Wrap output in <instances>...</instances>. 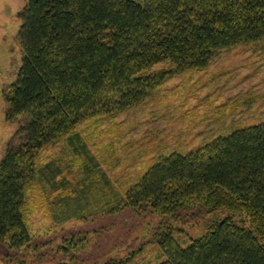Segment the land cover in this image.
Masks as SVG:
<instances>
[{
	"label": "trees",
	"instance_id": "obj_1",
	"mask_svg": "<svg viewBox=\"0 0 264 264\" xmlns=\"http://www.w3.org/2000/svg\"><path fill=\"white\" fill-rule=\"evenodd\" d=\"M19 17L22 62L4 94L18 129L0 161V241H31L26 211L40 188L59 192L60 222L142 205L162 215L197 204L226 210L186 246L161 232L164 257L147 264H264V122L162 155L123 191L78 133L72 153L98 180L73 183L62 159L39 162L86 118L138 106L221 49L264 40V0H26ZM163 62L172 67L153 70Z\"/></svg>",
	"mask_w": 264,
	"mask_h": 264
},
{
	"label": "rangeland",
	"instance_id": "obj_2",
	"mask_svg": "<svg viewBox=\"0 0 264 264\" xmlns=\"http://www.w3.org/2000/svg\"><path fill=\"white\" fill-rule=\"evenodd\" d=\"M25 3L0 0V161L18 129V120L7 118L4 94L17 79L22 62L19 13ZM171 67L163 62L153 70ZM261 122L264 40L221 49L208 66L169 77L138 106L86 118L69 135L45 146L39 162L62 159L65 177L73 183L98 180V173L87 175L82 157L72 153L73 133H78L99 167L123 191L158 157L172 151L186 153L218 135ZM38 189L26 211L31 241L19 248L0 241V264L155 263L164 257L161 232L170 228L186 246L204 234L213 220L229 214L197 204L162 215L142 205L115 213L86 212V218L60 222L55 216L61 205L53 201L59 192L42 195ZM90 192L95 194L94 186Z\"/></svg>",
	"mask_w": 264,
	"mask_h": 264
}]
</instances>
